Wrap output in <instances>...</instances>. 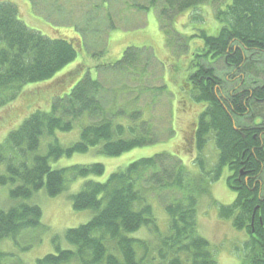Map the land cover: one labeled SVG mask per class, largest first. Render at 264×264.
Returning a JSON list of instances; mask_svg holds the SVG:
<instances>
[{"label":"trees","instance_id":"trees-1","mask_svg":"<svg viewBox=\"0 0 264 264\" xmlns=\"http://www.w3.org/2000/svg\"><path fill=\"white\" fill-rule=\"evenodd\" d=\"M28 1L33 5V0ZM207 2L218 4L216 17L222 27L215 36L201 31L206 53L198 56L195 72L189 76L193 100L205 104L187 138L198 151V172L193 175L174 156L159 153L118 168L104 182L86 180L71 195L73 208L96 214L87 223L66 230L70 248L56 245L55 253L37 259L35 264H217L209 241L199 233L197 206L200 196L209 193L225 168L230 172L228 186L237 197L230 205H219V216L232 219L237 230L249 235L241 264H264V123H241L242 119L254 120L264 113V86H256L250 76L252 70L259 69L256 65L254 68V62L264 59V0H148L146 5L132 6L143 11L157 8L161 27L171 31L167 26L180 15ZM102 5L107 7L109 3L105 0ZM19 11L13 0H0V107L7 105L4 115H0V128L9 125L11 129L21 121L0 137V186L13 184V199L29 198L41 189L57 196L67 189L68 182L102 175L106 167L92 163L55 169L51 157H70L93 147H99L102 154L120 156L153 143L152 125L141 119L140 111L129 116L128 125L116 122L117 113L110 114L104 108L101 81L89 70L68 93L48 94L51 102L47 108L29 103L32 98L27 94L22 101L23 93L38 88L29 85L53 78L76 60L81 40L51 38L30 28L19 18ZM93 21L95 16L90 15L87 24ZM138 52L128 49L123 60ZM219 59L240 74L238 88L231 94L226 92L229 88L225 79L210 66ZM74 67L65 75L67 79L57 76L51 80L56 83L54 89L65 90L68 76L85 69L83 65ZM63 78L66 81L58 84ZM85 115L94 120L82 127L79 139L67 146L61 144L56 132L72 131L76 120ZM53 137L46 156L31 155L44 138ZM210 140L218 150L211 162L204 153ZM30 155L31 165L27 163ZM241 170L244 175H240ZM174 190L181 196L172 194L164 200L168 219L162 229L151 200L155 197L161 202L162 191ZM42 216L38 205L22 203L0 209V240L40 226ZM143 227L149 229L151 237L131 236ZM5 256L0 251V264H4Z\"/></svg>","mask_w":264,"mask_h":264},{"label":"rangeland","instance_id":"rangeland-1","mask_svg":"<svg viewBox=\"0 0 264 264\" xmlns=\"http://www.w3.org/2000/svg\"><path fill=\"white\" fill-rule=\"evenodd\" d=\"M104 1L33 0L32 5L28 0H13L21 11L19 18L30 28L51 38L64 36L71 39L83 36V33L88 44L85 41L78 50L76 60L62 68L53 78L29 85L28 87L38 88L23 93L21 100L24 101L27 94L32 98L29 103L47 108L51 102V95L48 94L54 91L68 93L84 76L86 70L90 71L93 78H97L99 70V78L104 89L103 105L107 112L110 114L119 112V118L115 116L116 122L128 125L130 117L121 114L122 111L129 112L135 108L141 110L144 120L151 118L152 136L157 142L132 149L120 156H108L99 152V147H93L86 153H76L70 157L59 159L51 157L49 161L55 169L92 163H102L106 167L102 175H92L68 182L67 189L57 196H50L45 189H41L29 198L13 199L10 190L14 185L0 186V209L8 210L12 206L24 203L40 206L43 213L40 226L0 240V251L6 254L4 264H35L37 259L55 253L56 245L61 248L71 247L65 239L66 230L87 223L96 214L93 210L77 211L73 208L71 195L77 193L86 180L104 182L118 168L140 158L164 152L183 159L190 173L194 174L199 170L191 163L196 152L188 145L187 137L194 126L193 123H197L200 113L205 109V104L193 101L186 84L191 85L188 76L193 72L194 64L200 59L198 56L206 53L205 38L201 31H206L209 36H215L222 27L215 14L218 4L208 2L187 10L175 21L172 31H168L161 28L156 10L143 11L132 6L133 3L146 5L148 0H106L109 3L107 7L102 5ZM90 15L95 16V21L89 26L87 23ZM167 27L171 29L170 25ZM129 47L141 49L140 53L120 62L121 66L118 68L98 69L99 65L122 60ZM258 59L260 61L254 63L264 67V59ZM202 63L207 64L206 61ZM82 65L85 69L77 70L68 76L69 81L65 90L62 91V87L53 88L56 83H51L52 79L65 76L74 66L77 68ZM210 66L215 68L216 74L221 78L228 76L232 71L224 59H219ZM261 71L255 73L252 70L250 74L258 84L264 82V69ZM231 76L230 80L237 84L240 78L238 74ZM65 77L67 79V76ZM66 79L63 78L57 83L61 84ZM227 82L231 86L232 82L229 80ZM162 86L164 88L160 90ZM46 89L49 90L44 92ZM6 106L5 104L0 107V115H4ZM18 118L16 117L14 121ZM253 119L258 123L257 116ZM93 120L85 115L75 122L72 131H57L56 138L66 146L74 143L79 139L82 127ZM20 123L21 121L11 129L17 128ZM9 128V125L2 126L0 137L4 132H6L4 135H7L11 130ZM53 139L54 137L44 138L38 150L31 155L46 156L48 143ZM209 150L217 155L214 140H210ZM31 155L27 160L29 165L33 162ZM3 169L2 166L1 170ZM229 175V169L225 168L221 179L211 184L209 193L200 196L197 206L199 233L209 241L210 250L217 264H241L243 244L248 240L246 232L234 228L232 219L219 216V205H230L237 197L236 192L228 186ZM172 194L175 197L181 196L179 191H162V203L155 197L151 200L162 229L166 228L168 219L163 203ZM131 236L151 237L146 227L131 233ZM55 238L57 241L54 242Z\"/></svg>","mask_w":264,"mask_h":264},{"label":"water","instance_id":"water-1","mask_svg":"<svg viewBox=\"0 0 264 264\" xmlns=\"http://www.w3.org/2000/svg\"><path fill=\"white\" fill-rule=\"evenodd\" d=\"M242 174H243V172H242Z\"/></svg>","mask_w":264,"mask_h":264}]
</instances>
